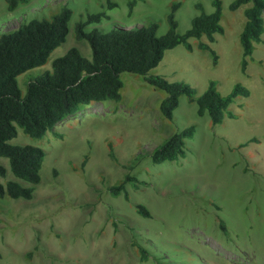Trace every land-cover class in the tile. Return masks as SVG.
<instances>
[{"label":"rangeland","instance_id":"obj_1","mask_svg":"<svg viewBox=\"0 0 264 264\" xmlns=\"http://www.w3.org/2000/svg\"><path fill=\"white\" fill-rule=\"evenodd\" d=\"M219 1L222 35H214L212 43L204 37L188 39L190 51L182 45L166 50L148 75L185 83L195 98L209 82L222 97L239 85L248 96H237L228 105L234 118L211 125L181 96L171 119H164L158 106L165 94L141 76L121 73L118 102L82 107L41 138L16 127L9 143L40 148L44 155L31 200L0 198V264H264V33L241 73L238 36L242 12L250 5L230 11L234 0ZM173 4H178V34L198 14L196 4L204 13L212 11L210 0H30L8 12L0 0V35L31 19H49L63 7L71 11L64 42L43 66L16 77L21 95L28 80L50 70L51 61L69 49L89 60L87 43L72 33L86 15L104 18L85 32L154 23L160 36ZM199 43L214 52L215 66ZM188 126L194 132L185 141L183 158L149 162L154 148ZM108 145L117 164L107 156ZM136 155L141 159L132 164ZM0 165L6 171L0 184L16 181L27 187L10 175L5 159ZM125 175L138 182L136 189L125 185L128 201L107 192ZM137 205L147 210V219L136 215ZM131 244L144 250V261Z\"/></svg>","mask_w":264,"mask_h":264},{"label":"trees","instance_id":"obj_2","mask_svg":"<svg viewBox=\"0 0 264 264\" xmlns=\"http://www.w3.org/2000/svg\"><path fill=\"white\" fill-rule=\"evenodd\" d=\"M6 10L13 12L17 7L27 4L30 0H3ZM250 6L243 10L244 24L238 36L241 48L240 72L243 73L254 45L261 43L264 33L263 15L264 0H234L228 9L236 10L239 6ZM129 10L132 4L129 3ZM178 4H173L166 16L167 29L163 35H156V24L150 23L133 29L113 28L107 32L84 28L96 24L103 14H88L83 21L72 28L75 40H84L90 50L89 60L71 48L61 57L51 61L50 70L31 78L24 85L21 95L16 77L30 69L43 66L51 51L64 42L68 33V22L71 11L65 7L49 19H31L21 23L16 29L0 35V158L8 164L10 175L27 185L23 187L16 181L0 184V198L22 199L32 198L34 186L39 182V169L43 159V151L33 146L12 145L9 141L15 137L18 127L31 138H41L46 131L64 119L78 113L82 107L98 105L106 101L118 102L122 83L121 73L141 76L144 83L162 91L165 97L158 106L159 114L164 119H171L178 99L184 96L189 103L195 104L197 116L206 115L211 125L219 124L224 117L234 118L227 113V107L237 97H247L248 91L235 85L230 93L222 97L209 82L207 89L198 97L189 85L182 82H167L159 76H150L148 72L157 66L166 50L182 45L191 50L188 39L204 37L207 43L214 42V35H222L220 26L221 4L219 0H210V13H204L196 4L198 14L190 20L189 28L182 34L176 32L174 12ZM197 48L207 51L216 65L217 57L207 44L199 43ZM193 126H188L170 135L162 144L149 154V162L158 165L181 159L185 155V141L192 138ZM253 141V139L249 140ZM108 158L117 164L112 148L108 145ZM141 159L136 155L132 164ZM86 157L80 167L84 166ZM131 170L132 166L124 167ZM5 169L0 165V179L5 177ZM134 177L125 175L115 185L107 188L111 197L122 195L128 201L125 185L136 189ZM135 213L143 219L149 214L141 206H135ZM219 228L224 231L223 224ZM140 261L146 256L143 249L135 244Z\"/></svg>","mask_w":264,"mask_h":264}]
</instances>
